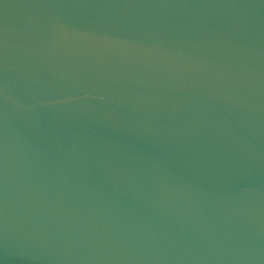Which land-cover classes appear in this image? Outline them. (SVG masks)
Segmentation results:
<instances>
[{
	"label": "water",
	"instance_id": "95a60500",
	"mask_svg": "<svg viewBox=\"0 0 264 264\" xmlns=\"http://www.w3.org/2000/svg\"><path fill=\"white\" fill-rule=\"evenodd\" d=\"M0 264H264V0H0Z\"/></svg>",
	"mask_w": 264,
	"mask_h": 264
}]
</instances>
